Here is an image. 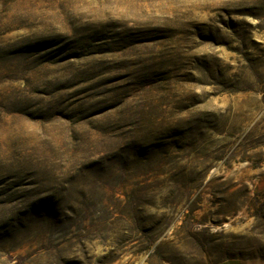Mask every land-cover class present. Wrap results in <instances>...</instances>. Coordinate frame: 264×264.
I'll return each instance as SVG.
<instances>
[{
  "label": "rangeland",
  "instance_id": "1",
  "mask_svg": "<svg viewBox=\"0 0 264 264\" xmlns=\"http://www.w3.org/2000/svg\"><path fill=\"white\" fill-rule=\"evenodd\" d=\"M0 264H264V0H0Z\"/></svg>",
  "mask_w": 264,
  "mask_h": 264
}]
</instances>
